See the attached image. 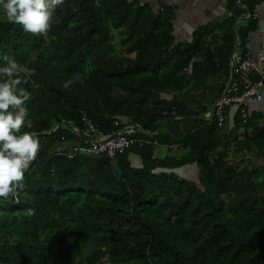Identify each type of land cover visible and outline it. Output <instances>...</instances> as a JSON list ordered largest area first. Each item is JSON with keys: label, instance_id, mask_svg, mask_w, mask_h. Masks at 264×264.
Wrapping results in <instances>:
<instances>
[{"label": "trees", "instance_id": "1", "mask_svg": "<svg viewBox=\"0 0 264 264\" xmlns=\"http://www.w3.org/2000/svg\"><path fill=\"white\" fill-rule=\"evenodd\" d=\"M127 1L65 0L40 35L0 10V66L7 54L35 70L21 133L41 144L19 202L0 198V264H264V178L231 163L220 128L203 120L224 91L208 95L228 71L235 17L210 51L198 37L173 45L170 15ZM83 113L103 135L137 124L136 143L113 159L62 155ZM173 144L182 157H154ZM188 164L199 184L168 172Z\"/></svg>", "mask_w": 264, "mask_h": 264}, {"label": "crops", "instance_id": "2", "mask_svg": "<svg viewBox=\"0 0 264 264\" xmlns=\"http://www.w3.org/2000/svg\"><path fill=\"white\" fill-rule=\"evenodd\" d=\"M135 3L139 4L140 7H148L154 14L162 13L171 16L174 38L173 45L180 43L192 44L193 40L198 37L204 42V47H207L210 51H215V47L220 45L221 37L226 32V28H222L221 26L235 17V21L232 23L234 29L233 50L238 45L235 53H237L238 49H243L252 56L258 52L264 54V0H243L242 7L236 6L234 0H135ZM252 5L254 7L253 9L257 10V19L247 17V7H251ZM239 11H242L240 15L237 14ZM241 38L243 41L242 47H240ZM115 48L116 51L120 50L119 45H116ZM232 53L230 55L227 73H219L215 75L212 81L210 80L211 82L209 81L211 83L208 89L209 96L216 98L219 88H224L225 90L228 87L232 79L231 60L235 54ZM255 80V76L251 77V81ZM194 93L197 95L200 94L199 91ZM160 97L169 100L172 94H161ZM213 105L214 103L212 104L210 113L213 111ZM237 111L239 110L236 108L228 109L226 111L225 124L220 127L223 143L227 145V151L230 154L228 159L239 169L248 167L251 170L257 168L259 172L258 180L261 181L264 178V135L262 134L264 132V97L259 102L253 100L248 102L245 109L247 120L244 123L241 119L242 122L238 128L235 126V120L238 115ZM206 117L208 118L209 116L206 115ZM123 122L127 124L128 119L123 118ZM127 125L135 129L134 134L140 129L137 124ZM187 125L182 123L181 130H185ZM70 126L74 130H78L73 125L70 124ZM83 126V131H78L86 133L87 128L84 124ZM199 126L201 127L202 125ZM96 129L100 132L98 128ZM173 129L178 133L179 125L173 127ZM194 131L195 129H193ZM71 141L66 142L60 150L70 151L73 144L75 145V140L73 139ZM170 146H178L179 149L174 152L169 149ZM184 152L185 150L181 144L169 146L156 145L154 157L159 159L174 157L178 159L182 157ZM132 161L134 165H139L136 157ZM173 171H176L175 174L179 177L193 181L197 180L199 174V169L196 164H188L184 167L176 168Z\"/></svg>", "mask_w": 264, "mask_h": 264}, {"label": "clouds", "instance_id": "3", "mask_svg": "<svg viewBox=\"0 0 264 264\" xmlns=\"http://www.w3.org/2000/svg\"><path fill=\"white\" fill-rule=\"evenodd\" d=\"M64 3L65 0H0V10L9 23L40 35L46 34L57 22V8ZM2 59L5 63L0 66V198L19 202L18 197L25 188V172L41 147L35 132L21 133L22 128L31 127L26 123L31 93L22 85L28 83L35 70L7 54ZM71 83L66 82L65 87ZM27 214H33L32 210Z\"/></svg>", "mask_w": 264, "mask_h": 264}, {"label": "built area", "instance_id": "4", "mask_svg": "<svg viewBox=\"0 0 264 264\" xmlns=\"http://www.w3.org/2000/svg\"><path fill=\"white\" fill-rule=\"evenodd\" d=\"M243 0H234L236 6L242 7ZM129 4L135 3V0H128ZM136 4V3H135ZM139 5V4H138ZM140 6V5H139ZM247 17L257 19V10L253 9L247 13ZM232 79L228 87L216 99L213 105V114L204 119L207 123L215 122L217 127H222L226 121V111L230 108L239 110L242 121L247 120L245 111L249 101L259 102L264 97V54L256 53L254 56L246 53L243 49H238L231 60ZM255 76L256 80L251 81ZM82 122L86 126V133L74 130L75 145L70 151L61 150V154L72 158L76 154L86 156H105L113 159L115 156L122 154L133 143L134 139L129 136L135 133L132 126L125 125L118 131L110 135H103L92 125L90 119L83 113ZM117 126L118 123L115 122ZM83 140L80 143V140ZM170 150L178 151V146H170Z\"/></svg>", "mask_w": 264, "mask_h": 264}, {"label": "water", "instance_id": "5", "mask_svg": "<svg viewBox=\"0 0 264 264\" xmlns=\"http://www.w3.org/2000/svg\"><path fill=\"white\" fill-rule=\"evenodd\" d=\"M238 46V45H237ZM237 46H235V48H234V50H233V53L232 54H234L235 52H236V48H237ZM213 114V111L210 113V115H208V116H211ZM204 119H206L207 117H203ZM58 128V127H57ZM168 172H174L173 170H171V171H168ZM174 173H176V171L174 172ZM195 182L196 183H198V178H197V180H195ZM199 184V183H198Z\"/></svg>", "mask_w": 264, "mask_h": 264}, {"label": "rangeland", "instance_id": "6", "mask_svg": "<svg viewBox=\"0 0 264 264\" xmlns=\"http://www.w3.org/2000/svg\"><path fill=\"white\" fill-rule=\"evenodd\" d=\"M113 33H115V34H114V40H113V43H114L115 46H116V45L118 46V41H117L118 35H116L117 31L113 30Z\"/></svg>", "mask_w": 264, "mask_h": 264}]
</instances>
